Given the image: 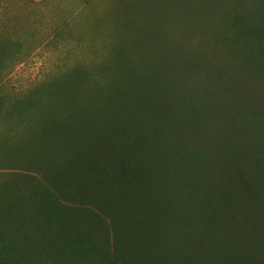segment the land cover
Returning <instances> with one entry per match:
<instances>
[{
  "label": "rangeland",
  "instance_id": "obj_1",
  "mask_svg": "<svg viewBox=\"0 0 264 264\" xmlns=\"http://www.w3.org/2000/svg\"><path fill=\"white\" fill-rule=\"evenodd\" d=\"M0 38L6 65L17 62L0 92L3 264L54 255L59 212L102 229L99 212L76 206L121 194L140 207L139 182L162 212L155 233L184 245L163 225L191 205L204 236L214 161L247 137L240 127L232 139V117L264 113V70L249 60L264 65V0H0ZM138 146L145 167L119 154Z\"/></svg>",
  "mask_w": 264,
  "mask_h": 264
},
{
  "label": "trees",
  "instance_id": "obj_2",
  "mask_svg": "<svg viewBox=\"0 0 264 264\" xmlns=\"http://www.w3.org/2000/svg\"><path fill=\"white\" fill-rule=\"evenodd\" d=\"M5 45V41L0 38V92L4 88L7 72L15 69L17 63L10 67L6 65L2 58ZM14 46V54L19 55L21 43L16 41ZM230 56L238 64V56L236 59L232 53ZM249 60L261 71L264 70L263 64L254 59ZM240 109L233 108L232 115ZM248 110L245 114L238 111L235 117L233 115L231 125L234 141L240 135V127L247 129V137L233 142L227 155L214 161V177H218V182L213 187L214 207L207 212V221L204 220L207 229L202 238L199 222L191 224V205L188 206L183 221L180 213L176 217L178 211L175 208H169L166 220L169 223L172 218L174 224L163 225L169 230V234L177 231L178 235L173 236L184 238V245L169 242L166 237L162 238L155 233L162 212H159L154 196L148 197L147 187L139 182L140 185H135L138 186L137 190L144 189L145 193L136 192L134 197L141 198H136L133 203L140 204V207L126 201L121 194L99 196L98 204H93L95 209L91 207L87 210L76 206L81 212H92L94 215L99 212L101 223L106 224L102 229L91 221L78 219L71 222L69 217L59 212L60 219L53 222L63 225L56 229L54 235L57 241L52 250L54 255L44 256V259L35 255L33 260H36V264L39 259L46 260V264H264V113ZM168 123L164 121L163 125H169ZM141 152L142 147L135 152L123 150L118 153L123 160L139 159L136 162L145 167L148 162L144 161ZM93 166L95 170L99 164ZM94 170L89 169V173ZM81 173L82 170H78V176L87 178ZM88 187L97 189L93 193L98 190L110 192L96 188L95 185ZM112 212L119 217L117 224L104 222L106 216L111 217ZM65 224H72L71 229L65 227ZM100 234H105L103 240H100ZM134 239H139L142 243L139 250L134 247ZM161 240H164L165 246L160 244ZM198 242L199 248L193 249ZM9 262L20 264L21 259L10 256ZM0 264H3L2 260Z\"/></svg>",
  "mask_w": 264,
  "mask_h": 264
},
{
  "label": "bare ground",
  "instance_id": "obj_3",
  "mask_svg": "<svg viewBox=\"0 0 264 264\" xmlns=\"http://www.w3.org/2000/svg\"><path fill=\"white\" fill-rule=\"evenodd\" d=\"M235 79V78H234ZM237 82V81H236ZM237 84V83H236ZM244 85V84H243Z\"/></svg>",
  "mask_w": 264,
  "mask_h": 264
}]
</instances>
